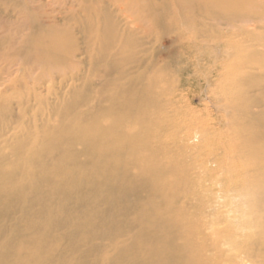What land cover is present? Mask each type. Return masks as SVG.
Listing matches in <instances>:
<instances>
[{"label":"bare ground","instance_id":"1","mask_svg":"<svg viewBox=\"0 0 264 264\" xmlns=\"http://www.w3.org/2000/svg\"><path fill=\"white\" fill-rule=\"evenodd\" d=\"M171 31L213 40L209 78L242 38L232 100L261 109L218 194L174 160L162 68L130 67ZM0 264H264V0H0Z\"/></svg>","mask_w":264,"mask_h":264},{"label":"rangeland","instance_id":"2","mask_svg":"<svg viewBox=\"0 0 264 264\" xmlns=\"http://www.w3.org/2000/svg\"><path fill=\"white\" fill-rule=\"evenodd\" d=\"M196 18L198 21L197 28L201 30L206 28L205 21L201 17ZM219 26L222 28L221 30L229 27L223 24ZM137 37L138 44L133 50L136 54L135 61L137 64H132L130 67L136 66L141 70L145 66L149 67V65L155 64V67H160L163 70L162 87L167 93L163 100H169L172 104L171 107L167 108V121L171 128L169 131L175 134L177 140V147L172 154L174 160L189 163L188 172L191 177L197 181L202 180V186L205 189H210L212 194L224 192L227 186L226 167L229 162L228 153L224 152L223 148L238 134L229 122H240L246 113L261 109V107L252 105L245 108L242 102L236 101V99L232 100V95L236 98L237 96L244 97L240 85L232 83L231 80L232 74L239 70L242 72L239 56L242 38L227 33L220 40L230 43L231 51L229 52L231 56L228 57L229 53L224 59L218 56L219 61L217 63L220 68L215 75H221L220 77L212 76L209 78L210 76H206L208 69H210L209 61L207 62L210 56V48L207 44H210L212 39L208 38L207 40L200 35L197 40L190 38L181 43L175 39L176 35L173 31L169 34H161L159 41L153 36L146 37L139 34ZM196 58L199 60H195ZM140 64L141 66H139ZM195 73L199 74L196 75ZM252 82L255 86L261 83L259 79H254ZM256 93L257 91H252L249 94L251 97L246 96L244 98L256 99ZM183 146L188 148L183 151ZM180 147L182 149H179ZM191 206H189L190 209H196L197 203L193 202Z\"/></svg>","mask_w":264,"mask_h":264}]
</instances>
